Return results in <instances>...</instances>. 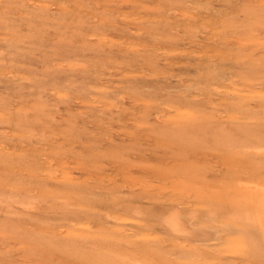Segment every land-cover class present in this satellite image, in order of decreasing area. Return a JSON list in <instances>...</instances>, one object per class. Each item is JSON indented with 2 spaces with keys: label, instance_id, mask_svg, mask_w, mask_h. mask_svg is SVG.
Listing matches in <instances>:
<instances>
[{
  "label": "rangeland",
  "instance_id": "obj_1",
  "mask_svg": "<svg viewBox=\"0 0 264 264\" xmlns=\"http://www.w3.org/2000/svg\"><path fill=\"white\" fill-rule=\"evenodd\" d=\"M0 264H264V0H0Z\"/></svg>",
  "mask_w": 264,
  "mask_h": 264
}]
</instances>
